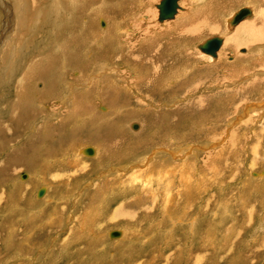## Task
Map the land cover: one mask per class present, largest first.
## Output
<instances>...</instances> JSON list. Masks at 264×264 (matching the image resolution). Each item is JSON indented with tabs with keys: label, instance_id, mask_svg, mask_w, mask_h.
Returning <instances> with one entry per match:
<instances>
[{
	"label": "rangeland",
	"instance_id": "rangeland-1",
	"mask_svg": "<svg viewBox=\"0 0 264 264\" xmlns=\"http://www.w3.org/2000/svg\"><path fill=\"white\" fill-rule=\"evenodd\" d=\"M89 1L65 0L64 10L58 18L60 22L55 19L57 18L56 16L51 15L47 21H42L43 24L40 22V28L43 26L41 32H39L40 34L37 32L36 38L31 37V39L26 41L24 35L23 37L21 36L30 31H16L19 29V17L15 7L12 10L15 18L12 16L8 17V14H10L8 9H6L8 12L5 13V6H8L6 3L12 5L13 0H0V5H2L0 6V56H2V58L0 57V123H4L10 119V111L20 109V106L14 105L19 96L17 95L19 90L15 86L18 79L23 78L22 74L28 65L27 62L21 61V58L30 60L32 55H35L33 54L34 52L37 56L38 50L34 51L35 49L33 50V48L41 49V46H45L43 45L45 44L44 42L48 44L49 41V44L53 45V36L58 33L57 30L63 27L61 30L66 32L68 31L67 29L69 31L79 29L80 12L87 11L90 13L91 20H89L88 29L98 34V21L100 19L106 23V28L109 25L106 17H101L99 13L102 9L115 13L121 10L130 11L131 15L134 14L137 17L128 18L129 20L127 18L123 19L122 22L120 21L121 25H119V28L125 33L129 31L130 27L135 28L134 31H137L134 34V40L136 38L139 39L142 31L148 28H153L157 31L166 30L168 27H172L177 20L176 18L164 24L157 21L159 19L157 5L161 0H149L150 3L148 8H145L146 11L142 9L144 7L141 0H128V2L123 3L120 0H107L105 3H103L104 0H98L89 3L92 7H95L94 9L88 5ZM239 1L227 0L223 2L222 5L225 6L235 3V7L229 12L225 7L220 12L222 15L224 11H227L218 19V23L222 27V33H199L200 36L193 42L192 49L189 48L196 55V60H198L195 64L197 65L196 67H201L202 69L209 68L207 70H210L211 73L189 72L192 68L182 66L179 59L180 64L170 67L166 79L167 83H170V87H175L181 83L184 85L179 87L180 90L177 88L172 89L171 92L176 97L170 99L169 95L170 100H167L168 102L166 103H160L157 106L152 105L149 102H143L142 100L144 99L137 97L135 94L131 95L129 93L130 96L127 98L124 95L120 98L121 108H113L95 99L99 95V91L92 90V93L89 94L92 83L96 82L97 76L100 73L104 72V75H110L112 72H119L122 74L126 71V68L123 66H118L117 69L109 67H105L104 69L103 67L97 68V71L86 80L80 79L82 76L78 79L71 67H65L63 70L56 67L57 71H53L52 77H56L54 75L58 73V70H62L60 73H62L61 79L65 83L64 86L69 87L72 85L68 89L71 92L70 94L81 93L84 95V100L87 104L83 106L80 102L78 104L81 105L80 107L78 105L75 106L76 108L78 106V110L71 111L69 118L65 119L66 116L63 115L66 114L65 108L64 110L57 111L58 114L52 113L56 111L59 101L55 100L57 103L53 101L56 104H53L55 109L52 108L51 112L44 107L41 108L39 103L33 100L32 107H30L32 111H29L28 114L29 117H22L24 118L23 128L18 133L15 132V136H11L13 139L18 138L16 136L19 135L20 139L17 140L18 142L13 143L12 147L10 145L11 149H18V147L23 149L26 146L34 147V149L28 151V156L24 154L20 157V159L26 158L24 162L26 160L28 164L26 166L24 164L23 167L16 166L15 163L13 164V162L8 160V154L12 152L8 154L0 153V264H66L69 262V264H153L151 262L153 251L157 250L158 252L161 250L172 233L174 234L173 237H178L183 241L185 248L183 253H190L188 251L194 249V244H196V229L194 227L195 231H193L191 226H193L196 219L194 209H199V207L200 209L197 213L199 220L196 225L197 238L200 240L199 245L202 244V251H205V255L208 252L211 258L209 260L206 258L204 264L213 263L214 261L216 262L215 264L264 263V224H262L264 222H262V216L264 215V42L259 43L256 49L254 47L249 48L242 44L244 37L237 35L238 37L236 38L234 34L237 30L236 28L232 29V31L229 30V26L226 24L231 18L229 16H232L240 8L248 6L254 8L250 4H239ZM203 3L200 0H181L179 5L185 11L180 12L178 17L195 13ZM253 4L256 11L259 14H263L264 4H260L259 2H253ZM71 7L75 8L73 9L75 12L70 11ZM74 14L75 16H73ZM70 17L71 20H68ZM110 18L116 22L118 16L111 15ZM55 20H57V26L60 29L56 26ZM246 21L248 22V20ZM99 23L101 24V22ZM52 25H55L56 28ZM9 26H14L15 30L12 27L10 29ZM46 27L49 28L47 29ZM100 28L102 31V27ZM6 36H10V39H6ZM14 36L15 38L13 39ZM102 36L98 35L96 39L101 40ZM217 36L223 37L225 42L219 52L218 59H213L202 53L198 49V46L205 40ZM229 36H234L235 45L240 44L237 45V49L229 50L226 48ZM30 40L31 44H29ZM38 40H40V43ZM166 42L168 43L169 41L166 40ZM32 43L34 44L32 45ZM94 44L89 47L90 57L87 62H92L95 55L100 57L99 59L102 61V57L105 55V53H101L102 51L98 52L99 50ZM109 44L112 45L111 41L106 43V46L109 47ZM21 46H23L22 50L25 52L21 50ZM38 46L39 48H37ZM112 46L114 47L115 45ZM10 48L11 50H9ZM115 51L116 46L112 49V52L115 53ZM248 52V55L252 54L254 56L251 55V61L247 63L241 61L238 64V59ZM91 53L94 54V57L91 56ZM106 55L108 54L106 53ZM17 56L21 58L17 59ZM3 57L8 58V60ZM230 64H237L238 67L235 66L230 69L228 66ZM56 68L52 67V70H56ZM245 68L247 69L246 72L242 73ZM9 70L15 71L14 74H11ZM105 70H108L106 71L107 73ZM186 71L187 74L185 73ZM238 71L241 73H238ZM195 76L199 77L194 78ZM14 78H16L15 81H13ZM8 82L10 83L8 84ZM28 82L30 84L33 80H29ZM199 82L204 83H202L200 91H198L199 89L197 90V95L193 94V96L184 92L186 84L195 85V83ZM252 83H258V85L249 92L241 93L243 89ZM22 85H25V83ZM35 88L33 93H40L39 90L44 88V84L40 81ZM34 94L31 95L34 96ZM88 94L89 97L87 98ZM149 95L150 97L147 98V101H150L153 97H159L160 94L151 93ZM208 96L214 98L208 109H190L197 98ZM139 102H141V105H139ZM124 103L126 104L124 105ZM9 104L11 107H9ZM132 110H136V112L131 113ZM100 114L106 115L105 119L100 118ZM117 114L118 117H116ZM55 115L58 116L56 117ZM44 116L47 117V120L43 119ZM61 117L66 120H64L66 123L64 128H61V125H59ZM115 118L120 120V123H117V125L114 124ZM47 121L49 122L48 124H46ZM217 121L219 123H216ZM43 122L47 126L50 124V127L57 128L55 132L56 137L58 134L60 135L58 139L55 136L52 137L55 141V145L53 144V146L48 144L52 138L49 142L43 141L44 139H34L37 136H34V134L36 132L39 133L42 127V133L47 131L46 125H43ZM141 126L145 128L142 135L140 131ZM202 126L203 128H201ZM25 127H28V130H25ZM210 127L212 130H208ZM38 128L39 131H37ZM89 136L96 139L99 138L101 144H108L107 147H109L112 163L110 162L107 169H103L102 166L98 167L94 162L95 159H88L79 155L78 152L80 150L84 152L85 149H93V151L94 149H98L97 144L95 145L89 139ZM230 136L232 139L229 143L227 141ZM28 140L32 141L28 142ZM43 143H46L43 151L52 147L50 151L57 150L58 154L60 150L63 152L65 148L64 153L67 150H71V153L76 155V157L74 155V157L69 156L70 161H75L78 159L77 156L79 158L81 156L86 164L83 163L81 165V161L80 166L75 164L74 169L63 171L60 166L70 162L68 158L62 159L59 156L54 158L55 155L52 156L53 154L50 153L54 160L52 158L50 160V157L46 160L43 159L44 157L39 159L41 156L39 155L38 148ZM205 143L208 144L206 145ZM101 144L98 146H101ZM218 153L221 154L219 155ZM147 154L149 155L147 156ZM89 157H92V155ZM252 164L253 166H251ZM156 172L157 174L155 175ZM41 173H44L43 176L46 180L42 179ZM23 175H26V177L24 178ZM173 176L177 177L175 178L176 185L174 184L171 187L170 192H172V189L175 191L176 188L182 191L184 187L187 194V200L184 201L188 205L186 210L182 209L184 206H180L178 211L184 219L182 222L179 217H176L175 220L173 217L164 214L166 206L163 200H168L171 193L169 191L165 193L167 189L161 186L159 187L161 190H157L160 201L158 206H161H159L160 208L156 212L154 210L152 213L150 211L152 205L147 203L148 205H144V215L141 212L142 210L137 212L136 209L133 210L128 205L120 209L119 214L122 213L121 215L117 216L114 213L122 202L127 200L125 198L126 195L130 196L133 194L132 198L135 196L136 193L133 191L137 187V189H145V187L148 189L147 185L150 180L159 181L161 184L169 186L173 180ZM39 177L44 181L41 179V181L36 180ZM180 177H182L181 179H183L184 184L179 186L177 182L181 181ZM215 177L218 183L208 188V180L215 179ZM20 183H25L26 186L21 189L22 184L20 185ZM245 183L247 186H245ZM41 191H43L42 196L39 195ZM187 192L190 193L188 194ZM197 196H199L198 200L195 199ZM131 218H134L132 219L133 222L129 220ZM173 220H175L176 224L173 223V226L176 228L175 232H172L171 229ZM97 225H99L98 230L95 228ZM71 230L74 231L71 232ZM119 232L122 233L121 236H113L114 233L119 234ZM193 233L194 236L192 235ZM188 243L189 245H187ZM83 245H86L88 250L86 252L82 250L81 256L75 258V260L71 257L72 253L79 250ZM163 250L167 252L168 247H164ZM206 257L208 256L206 255ZM173 262L170 264H178L177 262Z\"/></svg>",
	"mask_w": 264,
	"mask_h": 264
},
{
	"label": "bare ground",
	"instance_id": "bare-ground-1",
	"mask_svg": "<svg viewBox=\"0 0 264 264\" xmlns=\"http://www.w3.org/2000/svg\"><path fill=\"white\" fill-rule=\"evenodd\" d=\"M3 1V0H2ZM65 0H13V4L9 5L8 3H6L8 6H5V13H7L8 11H6V9L9 10L8 17L9 16H13L12 10L13 7H15V10L17 11V15L19 17V23H18V28L16 31H20L23 30L25 32L26 31H30V32H26L24 34H22L21 37H25V40L27 41L28 39H31V37H35L36 38V34L37 32H41V27L40 25L42 21H47L51 15L52 16H56L58 21L60 19L59 16L61 15V12L64 10V2ZM94 1H98V0H90L88 2V5H90L89 3L94 2ZM104 0L103 3H105ZM114 1V0H113ZM123 2H128V0H120ZM181 1V0H180ZM179 1V4H180ZM201 2H204L203 4H201V6L197 9V11L193 14L190 15H184V16H179L178 14L180 12H182L184 9L182 7H180L179 5V9L177 11V14L175 15V17L173 19H167L164 21H160L159 19L157 21H159L160 23L164 24L165 22H170L173 21L177 18V20L175 21V23L172 25V27H168L166 30H162V31H157L154 30L153 28H148L144 31H142V35L141 37L138 39L136 38V40H134V34L136 33L135 28L130 27V29H128L129 31L122 32L119 28L120 21L122 22L123 19L125 18H129L132 19L133 17H137L134 14L131 15L130 11H126V10H121L118 11L117 13L115 12H109L108 10H101L100 15L101 17H106V20H108L109 25L108 28H106V23L104 21H98V26H99V31L98 34L91 32L88 28V24H89V20H91V15L89 12L87 11H82L80 12V16H81V20H80V28L77 30H73V31H69V29H67L68 31H63L61 29L63 28H59V26H57V20H55L54 22L56 23V26L60 29L57 30V34H55V36H53V45L48 44L47 42H44L45 46H41V49H36L33 48L34 51L38 50V54L36 56V53L34 52L32 55V57L30 58V60L28 59H22L21 57L17 56V59L21 58V61L23 62H27L28 65L26 66V70L25 72L22 74L23 78L21 77V79L17 78V85L15 87H17L16 89L19 90V93L16 96L17 100L15 101L16 103H14V105H18L20 106V109H13L12 111H10V119L4 123H0V153L3 154H8V160L10 162H13V164L15 163L16 166H20L23 167L24 164L25 166L28 164L27 161L25 160L24 162V158L20 159L21 156H23L24 154H26L28 156V151L34 149L31 147L26 146L25 148L21 149L18 147L17 148H10V145L12 147L13 143H15L17 140L20 139L19 135L16 136L18 138H11V136H15V132H19L21 131V129L23 128V124H24V118H28V114L30 110V107L33 100L37 101L39 103V105L41 106V108H46L48 111L52 110L53 104H56V101H59V105L56 108V111L52 112L55 114H58L57 111L59 110H64L65 108V113L63 114L66 116L65 119L69 118V115H71V111H75L78 110V106L80 107L81 105H78L80 102V104H82L83 106L85 104H87L84 100V95H82L81 93L79 94H70L71 92L68 91L69 87H65L64 86V81L61 79V74L60 73L65 67H71V69L74 71L75 75L77 76V78L80 79L83 78V80L87 79L88 77H90L92 74H94L97 71V68L103 67V69L105 67H109V68H114L117 69L118 66H123L126 68V71L122 74H120L119 72H112L110 75L109 74H105L104 72L100 73L97 76V80L96 82L92 83V87H90V93H92V90H96L98 92V96L95 98L96 100L100 101L101 103H105L108 104L110 106L114 107H120L121 104V100L120 98L124 95V97H128L130 96L129 93L132 95H136L137 97L144 99L142 100L143 102H149L152 105H159L160 103H166L168 102L167 100H170L172 97H176L172 94L171 90L174 88H177L180 90L179 87H181L182 83L175 87H170V83H167V75L169 73V69L170 67H174L177 64L182 63V66H186V67H190L192 68L189 72H208L211 73L210 70H207L209 68H198L196 67L197 65H195L197 63L198 60H196L197 58H195V54H193V52L190 49H192V45L193 42L195 40H197L199 33L202 34L203 32L205 33H222V27L221 24L219 25L218 23V19L220 16H223V14H225L227 11L229 12L230 10L233 9V7H235V3L230 5V6H225L222 5L224 1L227 0H200ZM229 1V0H228ZM253 2H259L260 4H264V0H240L238 3L239 4H250L253 5V7L248 6L245 8H240L238 11H235V13L231 17L226 24H228L229 26V30L232 31V29H237L234 34L236 35V38L240 35L243 38L242 44L249 47V48H253L256 49L257 45H259V43L264 42V8H263V14H259L258 11H256L255 9V5L253 4ZM4 3V2H3ZM141 3L143 4L142 9H144L146 11V9L148 8L149 5V0H141ZM5 4V3H4ZM238 4V6H239ZM2 6V5H0ZM91 6V5H90ZM124 6V4H123ZM141 6V4H140ZM227 8V11H224L223 14L221 15L220 12H222L224 10V8ZM91 8H95L92 7ZM146 8V9H145ZM73 9H75L74 7L70 8L71 12H75ZM92 9V10H93ZM141 9V10H142ZM241 9H249L250 10V15L246 16L241 22H239L237 25L233 26L231 25V21L234 18V16L241 10ZM140 10V9H139ZM142 10V11H144ZM185 11V10H184ZM103 12V13H102ZM255 14V15H254ZM16 15V14H15ZM68 15V14H67ZM71 15V14H70ZM111 15H117L118 18L116 20V22L110 18ZM149 15V14H148ZM159 15V14H158ZM66 16V15H64ZM72 16V15H71ZM75 16V14L73 15ZM67 17V16H66ZM99 17V18H101ZM228 17V18H229ZM254 17V18H253ZM15 18V17H14ZM43 18V20H42ZM139 18V17H138ZM159 18V17H158ZM253 18V19H252ZM128 19V20H129ZM135 19V18H134ZM137 19V18H136ZM17 20V19H16ZM68 20H71L68 18ZM226 20V19H225ZM248 20V22L246 21ZM52 21V20H51ZM60 22V21H59ZM70 22V21H69ZM73 22V21H72ZM101 22V24L99 23ZM132 22V21H131ZM137 22V21H136ZM45 23V22H44ZM47 23V22H46ZM53 23V22H52ZM51 23V24H52ZM54 23V24H55ZM15 24V23H14ZM43 24V22H42ZM63 24V23H61ZM65 24V23H64ZM45 25V24H44ZM50 25V24H49ZM48 25V26H49ZM72 25V24H71ZM135 26V24H133ZM132 25V26H133ZM16 26V25H15ZM47 26V25H46ZM55 27V25H52ZM227 26V25H226ZM12 27L15 30L14 26H9V28ZM53 27V28H54ZM61 27V25H60ZM70 27V26H69ZM102 27V31L101 28ZM198 27V28H197ZM225 27V26H224ZM10 28V29H12ZM47 28V27H46ZM49 28V27H48ZM47 28V29H48ZM56 28V27H55ZM68 28V27H67ZM200 29V30H199ZM45 30V28H44ZM55 30V29H54ZM13 31V30H12ZM46 31V30H45ZM56 31V30H55ZM94 31V30H93ZM11 32V31H10ZM81 32V33H80ZM17 33V32H16ZM79 33V34H78ZM5 34V33H4ZM18 34V33H17ZM40 34V33H39ZM49 34V33H47ZM46 34V35H47ZM38 35V34H37ZM43 35V34H42ZM98 35H103L101 40L96 39V37ZM233 35V34H232ZM238 35V36H237ZM80 36V38H79ZM6 39H10V36H6ZM218 37V36H217ZM15 38V36L13 37V39ZM34 38V40H36ZM43 38V37H42ZM215 38V37H213ZM213 38L207 39L205 40L201 45H203L204 43H206L208 40H211ZM220 39H222V45L220 47V49L217 51L216 57H213L211 55H208L210 57H212L213 59H218V55L219 52L221 50V48L223 47V44L225 42V39L223 37H219ZM5 39V40H6ZM12 39V38H11ZM12 39V40H13ZM24 40V39H23ZM48 40V39H47ZM166 40H168L169 42L167 43ZM171 40V42H170ZM234 36H229L228 40H227V44H226V48L229 50H233V49H237V44L235 45L234 43ZM241 40V39H239ZM16 41V40H15ZM25 41V42H26ZM40 43V40H38ZM51 41V42H52ZM112 45L116 46V51L115 53L112 52V49L115 48V46L113 47L112 45L109 44V47L106 46V43L110 42ZM13 42V41H12ZM17 43V42H16ZM22 43V42H21ZM24 43V42H23ZM29 43V42H27ZM95 43V44H94ZM237 43V41H236ZM8 44V43H7ZM20 44V43H19ZM31 44V40L30 43ZM34 43H32L33 45ZM47 44V45H46ZM94 44V46H97L98 48V52L102 51L101 53H105V55L102 57L103 60L100 61V57L96 56L97 58L94 57V54H92L91 56L94 57L92 62L88 61L89 60V47H91ZM241 44V46H242ZM264 44V43H263ZM18 45V44H16ZM25 45V44H23ZM31 45V46H32ZM101 45V46H99ZM195 45V44H194ZM198 46V49L201 51L200 46ZM13 46V45H12ZM28 46V45H27ZM12 48V47H11ZM11 48L9 50H11ZM39 48V46L37 47ZM178 48V50H176ZM248 48V49H249ZM23 49V46H21V50ZM17 50V48H16ZM28 50V49H27ZM93 50V49H92ZM106 50V51H105ZM251 50V49H250ZM24 51V50H22ZM91 51V50H90ZM255 51V50H254ZM258 51V50H257ZM25 52V51H24ZM83 52H85L83 54ZM202 52V51H201ZM225 52V51H224ZM106 53L108 55H106ZM203 53V52H202ZM252 53V52H250ZM4 54V53H3ZM22 54V53H21ZM25 54V53H24ZM28 54V53H27ZM30 54V51H29ZM206 54V53H204ZM223 54V53H222ZM249 52L244 55L241 56L240 59H238V64L239 62H249L251 61L250 58H252L251 55H248ZM26 55V54H25ZM207 55V54H206ZM23 56V55H22ZM259 56V53H258ZM2 58V56H0ZM27 57V56H26ZM254 57V56H253ZM5 58V57H3ZM178 58V59H176ZM6 59V58H5ZM180 59V61H179ZM4 60V59H3ZM8 60V58L6 59ZM26 60V61H24ZM178 62H177V61ZM180 62V63H179ZM184 62V64H183ZM234 62V61H233ZM17 63V62H16ZM236 63V62H235ZM4 64V63H3ZM14 64V63H13ZM24 64V63H23ZM135 64V65H133ZM251 64V63H250ZM16 65V64H15ZM26 65V64H25ZM52 65V66H51ZM54 65V66H53ZM8 66V65H7ZM6 66V68H7ZM87 66V67H86ZM179 66V65H178ZM231 68H234L235 66L238 67L237 64H230L228 65ZM52 67H57L58 69H62V70H58V73H56L54 76L56 77H52L53 75V71H57L56 70H52ZM185 67V70H186ZM246 67V66H245ZM17 68V67H16ZM15 68V69H16ZM22 68V66H21ZM178 68V67H177ZM180 68V66H179ZM8 69V68H7ZM14 69V70H15ZM19 69V68H18ZM113 69V70H114ZM184 69V68H182ZM1 70V69H0ZM181 70V69H180ZM179 70V71H180ZM184 70V71H185ZM246 68L243 69L242 73L246 72ZM11 74H14L15 71H11ZM108 70H105V72ZM128 71V72H127ZM232 71V70H231ZM8 72V73H10ZM107 73V72H106ZM119 73V74H118ZM148 73V74H147ZM184 73V72H183ZM187 74V71L185 72ZM238 73H241L238 71ZM260 73V72H259ZM262 73V72H261ZM2 74V73H1ZM17 74V73H16ZM97 74V73H96ZM95 74V75H96ZM124 74V75H123ZM3 75V74H2ZM237 75V74H236ZM235 75V76H236ZM9 77V76H8ZM15 77V76H14ZM178 77V76H177ZM199 76H195L194 78H198ZM10 78V77H9ZM8 78V79H9ZM232 78V77H231ZM250 78V77H248ZM16 78H14L13 81H15ZM92 79V77H91ZM118 79V80H117ZM120 79V80H119ZM124 79V80H122ZM179 79V78H178ZM208 79V78H207ZM206 79V81H207ZM25 80V81H24ZM29 80H33L32 83L28 84ZM36 80V81H35ZM95 80V79H94ZM170 80V79H169ZM184 80V79H182ZM6 81V80H5ZM35 81V82H34ZM42 82L44 84V88L42 90H39L40 93H33L34 90L36 89V85L38 82ZM181 81V78H180ZM2 82H4L2 80ZM7 82V81H6ZM12 82V80H11ZM27 82V83H26ZM170 82V81H169ZM198 82V81H197ZM10 82H8L9 84ZM23 83H25V85H22ZM204 82H199V83H195V85H188V89H187V84L185 85V91L187 92L186 94H196L198 91H200L201 85ZM4 84V83H3ZM91 84V83H90ZM212 84V83H211ZM2 85V84H1ZM184 85V84H183ZM182 85V86H183ZM256 85H258V83H252L250 84V86H248L247 88L243 89L241 91V93H246V91H250L252 90ZM89 86V84H88ZM34 87V88H33ZM76 87V86H75ZM184 88V87H183ZM182 88V89H183ZM3 89V88H2ZM88 89V88H87ZM199 89V90H198ZM85 90V88H84ZM83 90V91H84ZM198 90V91H197ZM17 91V90H16ZM15 91V92H16ZM87 91V90H86ZM85 92V91H84ZM146 93V94H144ZM154 93V94H160L159 97H153L151 98L150 101H147V98L150 97L149 94ZM176 93V92H175ZM31 94H34V96H32ZM67 94V96H66ZM70 94V95H68ZM89 94L87 96V98L89 97ZM169 95H170V99H169ZM197 95V94H196ZM202 95V94H201ZM206 95V94H204ZM91 96V95H90ZM147 96V97H146ZM194 96V95H193ZM112 97V98H111ZM93 98V99H94ZM263 98V97H261ZM213 97L208 96V97H202V98H197L196 101H194V103L192 104V106L190 107V109H195V108H200L203 110H206L209 108V105L213 102ZM216 99V98H215ZM233 99V98H232ZM6 100V99H5ZM56 100V101H55ZM138 100V99H137ZM154 100V102H153ZM174 100V99H173ZM55 101V102H53ZM95 101V100H94ZM128 101V100H127ZM126 101V102H127ZM188 101V100H187ZM219 102V101H218ZM13 103V102H12ZM129 103V102H128ZM49 104V105H48ZM90 104V103H88ZM92 104V103H91ZM126 103H124L125 105ZM76 105L77 108L75 107ZM139 105H141V102H139ZM168 105V104H167ZM39 106V107H40ZM131 106V105H130ZM186 106V105H185ZM9 107H11V105L9 104ZM35 107V106H34ZM38 107V108H39ZM91 107V106H90ZM121 108V107H120ZM134 108V107H133ZM230 108V107H229ZM247 108V107H246ZM254 108V107H253ZM55 109V108H54ZM53 109V110H54ZM146 109V108H145ZM211 109V108H210ZM250 109V108H248ZM34 110V109H33ZM82 110V109H81ZM80 110V111H81ZM179 110V109H178ZM181 110V109H180ZM189 110V109H188ZM229 110V109H228ZM9 111V110H8ZM37 111V110H36ZM83 111V110H82ZM91 111V110H89ZM145 112V110H143ZM142 111V112H143ZM161 111V110H160ZM182 111V110H181ZM2 112H4V110H2ZM35 112V111H34ZM85 112V111H83ZM92 112V111H91ZM136 110H132L131 113H135ZM174 112V111H173ZM176 112V111H175ZM185 112V111H184ZM205 112V111H204ZM33 113V112H31ZM60 113V112H59ZM77 113V112H76ZM95 113V112H94ZM108 113V112H107ZM113 113V112H111ZM172 113V112H171ZM178 113V111H177ZM215 113V112H214ZM224 113V112H223ZM222 113V116H223ZM7 114V113H5ZM35 114V113H34ZM47 114V113H46ZM45 114V115H46ZM87 114V113H86ZM92 114V113H89ZM179 114V113H178ZM204 114V113H203ZM75 115V114H74ZM88 115V114H87ZM85 115V116H87ZM187 115V114H186ZM1 116V115H0ZM5 116V115H4ZM24 116V118H22ZM56 117L58 115H55ZM90 116V115H89ZM169 116V115H168ZM68 117V118H67ZM79 117V116H78ZM96 117V116H95ZM102 119H105L106 115H101L99 116ZM115 117V116H114ZM116 117H118V114L116 115ZM4 118V117H3ZM43 118V117H42ZM86 118V117H85ZM112 118V117H111ZM176 118V116H175ZM217 118V117H216ZM219 118V116H218ZM43 119L47 120V117L44 116ZM63 117H61V119H59V125H61V128L65 127V122ZM71 119V118H70ZM91 119V118H90ZM108 119V118H107ZM260 119V118H259ZM45 120V121H46ZM78 120V119H77ZM92 120V119H91ZM117 120V121H116ZM182 120V119H181ZM202 120V119H201ZM209 120V119H208ZM218 120V119H216ZM220 120V119H219ZM250 120V119H249ZM66 121V120H65ZM210 121V120H209ZM40 122V121H39ZM86 122V121H85ZM104 122V121H103ZM204 122V121H202ZM214 122V120H213ZM45 122H43V125L48 124L49 122L47 121L46 124H44ZM89 123V122H88ZM109 123V122H108ZM117 123H120V120H118V118L114 119V124L117 125ZM216 123H219V121H217ZM31 124V123H30ZM78 124V123H77ZM82 124V123H81ZM103 124V123H102ZM130 124V123H129ZM189 124V123H188ZM199 124V123H198ZM205 124V123H204ZM210 124V123H209ZM42 125V126H43ZM58 125V124H57ZM56 125V126H57ZM111 125V124H110ZM113 125V126H115ZM132 125V124H131ZM218 125V124H217ZM103 126V125H102ZM109 126V125H108ZM189 126V125H188ZM219 126V125H218ZM41 127V126H39ZM47 128V132L45 135V132L42 133L41 131L43 130L41 128V131L38 133L36 132L34 134V136H36L34 139H44L43 141H48L55 136V132L57 131V128L54 129L52 127L49 126H45ZM54 127V126H53ZM77 127V126H76ZM129 127V126H128ZM131 127V126H130ZM206 127V126H205ZM213 127V126H212ZM220 127V126H219ZM225 127V126H224ZM28 127H25V130ZM142 128V129H141ZM140 131H141V135L144 133L145 128H143L141 126ZM203 128V126L201 127ZM214 128V127H213ZM217 128V126H216ZM111 129V128H110ZM182 129V128H181ZM206 129V128H205ZM208 129V128H207ZM215 129V128H214ZM24 130V131H25ZM79 130V129H78ZM108 130V129H107ZM114 130V129H113ZM138 130V129H137ZM208 130H212L211 127ZM37 131H39V128L37 129ZM59 131V130H58ZM111 131V130H110ZM199 131V130H198ZM204 131V130H203ZM237 131V130H236ZM26 132V131H25ZM24 132V133H25ZM212 132V131H211ZM86 133V132H85ZM177 133V132H176ZM245 133V132H244ZM20 134V133H19ZM113 134V133H112ZM139 134V133H138ZM209 134V133H208ZM236 134V133H235ZM17 135V134H16ZM115 135V134H114ZM201 135V134H200ZM210 135V134H209ZM254 135V134H253ZM33 136V137H34ZM59 134L57 135V139L59 138ZM180 136V135H179ZM235 136V135H234ZM244 136V135H243ZM32 137V138H33ZM177 137V136H176ZM203 137V136H200ZM31 138V139H32ZM113 138V137H112ZM205 138V137H204ZM57 139H56V143H57ZM89 139H91L92 142H94V144L97 146V148L99 149H92V154L88 153L89 149H85L84 152H81V150L78 152L79 155L86 157L88 159H95V163L98 165V167H101L104 169L107 167H109V164L111 162V158H110V152H109V147L108 144H101L99 141V138H93L92 136H89ZM174 140V138H172ZM225 139V138H224ZM232 137H229V140L227 142H231ZM113 140V139H112ZM177 140V139H176ZM223 140V139H222ZM32 141V140H28ZM42 141V142H43ZM51 141H53L51 143ZM50 141V145L53 146L54 144V139L52 138V140ZM99 141V142H97ZM18 142V141H17ZM39 142V141H37ZM203 142V141H202ZM223 142V141H221ZM107 143V142H106ZM198 143V142H197ZM256 143V142H255ZM20 144V143H19ZM31 144V143H29ZM46 143H43L38 149V151L40 152V158L44 157L43 159H48L50 157L51 160V154H53L52 156H54V158L56 157H61L62 159H67L69 156H73L74 154L71 153V150H67L69 152H65L64 153V149L63 152L60 150L59 153L57 154V150H53L50 151L52 147L47 148L46 151H43V147H45ZM99 144H101V146H98ZM206 144V143H205ZM208 144V143H207ZM206 144V145H207ZM248 144V143H247ZM21 145V144H20ZM35 145V144H34ZM44 145V146H43ZM55 145V144H54ZM59 145V144H56ZM114 145V144H113ZM258 145V144H257ZM49 146V145H48ZM154 146V145H153ZM259 146V145H258ZM10 148V150H9ZM95 148V147H94ZM253 148V147H252ZM69 149H71V147H69ZM148 149V148H146ZM227 149V148H226ZM8 150V151H7ZM252 150V149H251ZM35 151V150H34ZM83 151V150H82ZM204 151V150H203ZM33 152V151H32ZM74 152V150H73ZM134 152V151H133ZM71 153V154H70ZM84 153V154H83ZM95 155H94V154ZM139 153V152H138ZM159 154V152H157ZM222 153V152H221ZM221 153H218L219 155ZM224 153V152H223ZM229 153V152H228ZM2 154V155H3ZM34 154V152H33ZM132 154V153H131ZM150 154V153H149ZM147 154V156L149 155ZM212 154V153H211ZM233 154V153H232ZM239 154V153H238ZM50 155V156H49ZM92 157H89L91 156ZM94 155V157H93ZM130 155V154H129ZM143 155V154H142ZM140 155V156H142ZM153 155V154H152ZM218 155V156H219ZM252 155V154H251ZM257 155V154H256ZM63 156V157H62ZM76 157V155H74ZM73 156V157H74ZM80 158L77 156V160L75 161H70L69 158L68 160L70 162L65 163L64 165L60 166V168L63 169V171L66 169H74L75 168V164L77 166H80V162L82 161L81 165L86 164L83 161V158ZM144 156V155H143ZM35 157V156H34ZM127 157V156H126ZM139 157V156H138ZM150 157V156H149ZM172 157V156H171ZM235 157V156H234ZM253 157V156H252ZM54 158H52V160H54ZM137 158V157H136ZM5 159V158H4ZM38 159V160H39ZM76 159V158H74ZM73 159V160H74ZM113 159V158H112ZM121 159V158H120ZM129 159V158H128ZM142 159V158H141ZM145 159V158H144ZM169 159V158H168ZM176 159V158H175ZM214 159V158H213ZM7 160V159H6ZM43 160V161H45ZM49 160V161H50ZM119 160V159H118ZM150 160V159H148ZM157 160V159H156ZM161 160H163V158H161ZM228 160V159H227ZM8 161V164H9ZM171 161V160H170ZM135 162V161H134ZM140 162V161H139ZM147 162V161H146ZM166 162V161H165ZM229 162V161H227ZM6 163V162H4ZM112 163V162H111ZM150 163V162H149ZM239 163V162H238ZM166 164V163H165ZM168 164V163H167ZM254 164V163H253ZM253 164L251 166H253ZM10 165V164H9ZM135 165V164H134ZM160 165V164H159ZM242 165V163H241ZM38 166V165H37ZM113 166V165H112ZM116 167V165H114ZM153 166V165H152ZM238 166V165H237ZM249 166V165H248ZM250 166V169H251ZM43 167V166H42ZM56 168H58L57 166H55ZM89 167V166H88ZM156 167V166H155ZM243 167V166H242ZM241 167V168H242ZM240 168V167H239ZM59 169V168H58ZM117 169V168H116ZM120 169V168H119ZM149 169V168H148ZM237 169V168H236ZM1 170V169H0ZM5 170V169H4ZM3 170V171H4ZM14 170V169H13ZM98 170V169H97ZM158 170V169H157ZM160 170V169H159ZM109 171V170H108ZM111 171V170H110ZM149 171V170H147ZM153 171V170H152ZM42 172V171H41ZM60 172V171H59ZM164 173H166L164 171ZM6 174V173H5ZM42 175V179L45 177L43 176L44 173H41ZM157 174V172L155 173V175ZM161 174V173H159ZM168 175V174H166ZM189 175H191L189 173ZM188 175V176H189ZM257 175V174H256ZM160 176V175H159ZM194 176V175H193ZM161 177V176H160ZM191 177V176H190ZM34 178V177H33ZM57 178V177H56ZM163 178V177H162ZM166 178V176H165ZM170 178V177H169ZM175 178H177L176 176H173V183L171 181V184L169 186H167L166 184H161L159 181H153L150 180L148 181V189H135L133 192H135V196L132 198V195L128 196L126 195L125 198L127 200H125V202H122V204L120 205V207H118V210H115L116 212H114L117 216L121 215L122 213L119 214L120 209L124 208L125 205L132 207L133 210H137V212H141L145 213V209H144V205H146L147 203H150L152 205L151 208V212L153 213V211L157 209H159L161 205L158 206V203H160L159 199H158V191L157 190H161L159 187L161 186L164 189H167L165 193H167L168 191L170 192V189L172 186H174L175 184ZM182 177H180L181 179ZM189 178V177H188ZM41 178L39 177L38 179L36 178V180H40ZM41 179V180H42ZM154 179V178H153ZM191 179V178H190ZM245 179V178H244ZM256 179V178H255ZM5 180V179H4ZM40 180V181H41ZM46 180V179H45ZM170 180V179H168ZM194 181H196L195 179H193ZM233 180V179H232ZM259 180V179H258ZM44 181V180H42ZM90 181V180H89ZM193 181V182H194ZM199 181V180H198ZM220 181V180H219ZM48 182V181H47ZM62 182V181H61ZM33 183V182H32ZM111 183V182H110ZM216 183H218V180L216 182V177L215 179L212 178L210 180H208V188H211L212 186H214ZM22 184V185H21ZM177 184L180 186L181 184L183 185V179H181V181L177 182ZM21 187L26 186L25 183H20ZM176 185V184H175ZM252 185V184H251ZM91 186V185H90ZM101 186V185H100ZM176 186V187H179ZM245 186L246 183H245ZM244 186V187H245ZM249 186V185H248ZM20 187V188H21ZM187 187V186H186ZM219 187V186H218ZM204 188V187H203ZM246 189V188H244ZM140 190V191H139ZM204 190V189H203ZM22 191V190H21ZM139 191V192H138ZM186 189L179 191V188H176L175 191H173L171 193V196L169 195L168 200H163L165 201V210H164V214L169 215V217H173L174 219L176 217H179L180 221L182 222L184 219L181 217L182 215H180V213H178L179 211V207L180 206H184L182 207V209H184V211L186 210L187 206L186 203L184 202L187 197L186 194ZM197 191V190H196ZM199 191V190H198ZM262 191V190H261ZM43 191H41L39 193L40 196L43 195L42 193ZM132 192V193H133ZM157 192V193H156ZM202 192V191H201ZM161 193V192H160ZM188 194L190 192H187ZM200 193V192H199ZM173 195V197H172ZM197 196L195 199L198 200ZM192 199V198H191ZM215 200V198H214ZM188 203V202H187ZM198 203V202H197ZM208 203V202H206ZM192 204V203H191ZM196 204V203H195ZM24 205V204H23ZM148 205V204H147ZM191 206V205H190ZM200 206V203H199ZM163 207V206H162ZM192 207V206H191ZM194 207V206H193ZM200 209V207H199ZM198 208L194 209L195 211V223H193V226H191V228L194 227L196 229L195 231V237H196V244H194L195 247H192L194 249L188 251L190 253H183L184 251V245H183V241H181L180 238L178 237H173V233L171 236H169V240L165 243L164 247H168V251L165 252L163 249L164 247L159 250L157 252V250H155V252L153 251V258H152V263L153 264H170L171 262H177L178 264H204V261L206 258H210V255L208 254V252H206V255L208 257H206L205 255V251H202V244L199 245L200 240L199 238H197L198 234L197 232V223H198V218H197V213H198ZM27 210V209H26ZM193 211V212H194ZM124 216V215H123ZM130 216V215H129ZM132 217V216H130ZM165 217V216H164ZM168 217V216H167ZM168 217V218H169ZM115 218V217H114ZM166 218V217H165ZM134 218H131L129 220H132ZM176 220V219H175ZM175 220H173L174 222H172V232H175V227L173 226V223L175 224ZM262 221H264V215H263V219ZM133 222V220L131 221ZM170 222V223H171ZM183 224V223H182ZM264 224V222H263ZM96 225V224H95ZM176 225V224H175ZM179 225V224H178ZM84 226V224H83ZM185 226V225H184ZM178 227V226H177ZM95 228L98 230L99 225L95 226ZM263 228V227H262ZM34 229V228H33ZM264 229V228H263ZM86 230V229H85ZM74 230H71V232H73ZM264 231V230H263ZM26 232V231H25ZM178 233V232H176ZM118 235H122V233L119 232V234L114 233L113 236L117 237ZM194 236V233L192 234ZM112 236V233H111ZM166 236V235H165ZM190 237V236H189ZM264 238V237H263ZM174 239V241H173ZM189 239V238H188ZM98 240V239H97ZM166 241V240H165ZM189 241V240H188ZM192 241V240H191ZM230 241V240H229ZM154 244V243H153ZM189 245V243L187 244ZM199 245V247H198ZM228 245V244H227ZM188 247V246H187ZM88 247H86V245H83L81 248H79V250H77L76 252L74 251L71 255V257L78 258L79 256H81V253H83V251H87ZM83 250V251H82ZM114 250V249H113ZM202 251V252H201ZM157 252V253H156ZM168 252H170V254H168ZM133 256V255H132ZM215 257V256H213ZM212 257V258H213ZM90 258V257H89ZM73 259V260H74ZM81 259V258H79ZM78 259V260H79ZM211 259V258H210ZM72 260V258H71ZM76 260V259H75ZM77 260V261H78ZM162 260V261H161ZM214 260V259H213ZM75 261V262H77ZM165 261V263H164ZM72 262V261H71ZM84 263V261H82ZM173 262V263H174ZM70 263V262H69ZM66 263V264H69ZM74 263V262H72ZM104 263V262H103ZM216 262L214 261L213 263L209 262V264H215ZM75 264V263H74ZM85 264V263H84ZM148 264V263H147Z\"/></svg>",
	"mask_w": 264,
	"mask_h": 264
},
{
	"label": "water",
	"instance_id": "water-1",
	"mask_svg": "<svg viewBox=\"0 0 264 264\" xmlns=\"http://www.w3.org/2000/svg\"><path fill=\"white\" fill-rule=\"evenodd\" d=\"M179 1L180 0H161V2L157 5V9L159 10V20L161 22L167 19H173L175 17L179 9ZM250 13L251 12L249 9H241L232 19L231 25H237L246 16L250 15ZM221 45L222 39L215 37L201 45L200 49L203 53L216 57L217 51L220 49ZM88 153L92 154V150L89 149ZM23 177L25 178L26 175H23Z\"/></svg>",
	"mask_w": 264,
	"mask_h": 264
},
{
	"label": "crops",
	"instance_id": "crops-1",
	"mask_svg": "<svg viewBox=\"0 0 264 264\" xmlns=\"http://www.w3.org/2000/svg\"><path fill=\"white\" fill-rule=\"evenodd\" d=\"M187 89H188V85H187ZM247 92V91H246ZM111 185V184H110ZM21 189H23V187H21ZM262 219H263V216H262ZM263 222V221H262ZM263 224V223H262Z\"/></svg>",
	"mask_w": 264,
	"mask_h": 264
}]
</instances>
